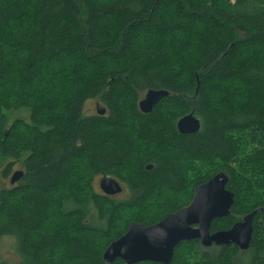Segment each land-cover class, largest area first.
Returning <instances> with one entry per match:
<instances>
[{
  "label": "trees",
  "instance_id": "16d2710c",
  "mask_svg": "<svg viewBox=\"0 0 264 264\" xmlns=\"http://www.w3.org/2000/svg\"><path fill=\"white\" fill-rule=\"evenodd\" d=\"M148 90L168 96L144 115ZM189 113L200 129L180 135ZM15 163L20 185L0 191L13 264H105L130 222L185 208L217 173L234 202L210 233L262 208L249 248L182 242L170 264H264V0H0L3 179ZM101 176L127 198L96 193Z\"/></svg>",
  "mask_w": 264,
  "mask_h": 264
},
{
  "label": "water",
  "instance_id": "95a60500",
  "mask_svg": "<svg viewBox=\"0 0 264 264\" xmlns=\"http://www.w3.org/2000/svg\"><path fill=\"white\" fill-rule=\"evenodd\" d=\"M167 96L165 91L148 90L138 102L137 108L141 114L147 115ZM95 113L102 117L105 109L96 104ZM200 126V121L189 113L176 122V131L180 135H193L199 131ZM145 169L151 170V166L148 165ZM23 176L22 171H15L9 184H17ZM227 183L228 176L217 173L194 189L191 202L185 208L149 226L130 222L126 232L105 248L101 260L105 264H113L116 260L124 264H170L175 247L182 242L191 241H198L202 249L233 245L239 251H246L251 241L253 219L262 208L246 214L226 231L210 233L209 230L214 220L230 215L234 195L226 189ZM99 189L102 194L111 197L122 191L121 185L107 176L100 177Z\"/></svg>",
  "mask_w": 264,
  "mask_h": 264
},
{
  "label": "rangeland",
  "instance_id": "374dc122",
  "mask_svg": "<svg viewBox=\"0 0 264 264\" xmlns=\"http://www.w3.org/2000/svg\"><path fill=\"white\" fill-rule=\"evenodd\" d=\"M142 99L143 98H141L140 100H142ZM138 102H137V104H138ZM95 105H96L95 101H92V100L87 101L83 107L84 114L87 116H96ZM99 105H101V104H99ZM5 117H6L7 125H10V123L13 120H21V121L27 122V119H28V115L25 112V110H18L17 112H9V113L6 112ZM15 171H24V170L20 164L15 163L11 166L8 177L3 179V177L0 175V191L1 190H4V191L9 190L11 187H13V186H10L9 180H10L12 173H14ZM99 179H100V177H96L94 179L93 189L96 193L101 194V190L99 189V185H98ZM17 185H20V183L16 184L15 186H17ZM120 185H121L122 191L120 194H118L114 197L115 200H117V201H122V200H125L127 198V191L124 189V186H122V184H120ZM12 245L14 246V243L11 240H8V239L4 240L3 239L0 241V260L1 261L7 262L8 264L14 263Z\"/></svg>",
  "mask_w": 264,
  "mask_h": 264
},
{
  "label": "flooded vegetation",
  "instance_id": "af4514ba",
  "mask_svg": "<svg viewBox=\"0 0 264 264\" xmlns=\"http://www.w3.org/2000/svg\"><path fill=\"white\" fill-rule=\"evenodd\" d=\"M96 114V113H95ZM105 115V114H104ZM97 116V115H96ZM103 117V116H102ZM23 173H24V171H22ZM20 183V181L17 183V184H19ZM16 185V184H15ZM15 185H13V186H15ZM99 185V184H98ZM11 186V185H10ZM101 194H102V192H101ZM103 196H105L104 194H102ZM105 197H108V198H113L114 199V197L115 196H113V197H111V196H105Z\"/></svg>",
  "mask_w": 264,
  "mask_h": 264
}]
</instances>
